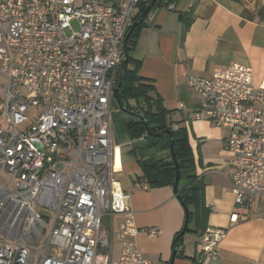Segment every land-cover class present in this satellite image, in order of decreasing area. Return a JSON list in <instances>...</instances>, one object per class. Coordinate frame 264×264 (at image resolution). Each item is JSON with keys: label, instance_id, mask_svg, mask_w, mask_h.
Segmentation results:
<instances>
[{"label": "built area", "instance_id": "2783aa9c", "mask_svg": "<svg viewBox=\"0 0 264 264\" xmlns=\"http://www.w3.org/2000/svg\"><path fill=\"white\" fill-rule=\"evenodd\" d=\"M141 2L0 0V173L15 183L13 191L0 185V264H112L105 216L121 217L114 264H157L140 248L131 194L117 178L110 118ZM188 86L194 119L228 130L235 204L249 207L264 195V85L237 62L190 75ZM144 232L153 238L159 229ZM225 235L206 228L199 264L217 257Z\"/></svg>", "mask_w": 264, "mask_h": 264}, {"label": "crops", "instance_id": "0c3cea01", "mask_svg": "<svg viewBox=\"0 0 264 264\" xmlns=\"http://www.w3.org/2000/svg\"><path fill=\"white\" fill-rule=\"evenodd\" d=\"M261 6L264 0H170L150 10L129 51L133 58L129 67L139 64L138 74L153 84L151 94L162 99L173 128H188L194 151L196 146L203 149L209 145L217 150L207 161L195 156L196 173L206 185L204 205L210 208L207 227L226 231L217 244V257L207 264H264V195L256 196L249 207L235 204L231 159L223 161L221 153V140L224 143L228 130L223 132L206 119H192L198 101L191 95L188 76H208L215 67L239 62L251 66L255 84L263 86L264 19L257 16ZM184 14L191 19L188 28ZM122 156L117 148V178L122 189L131 194L135 222L141 229L140 248L151 261L170 264L175 237L183 228L184 208L174 186H151L139 180L142 169L135 154L133 163ZM142 182L149 188H142ZM109 218L113 244L118 240L113 231L121 217ZM151 227L159 229L156 237L145 235L144 229ZM180 249L183 252L174 264H195L202 256L201 246Z\"/></svg>", "mask_w": 264, "mask_h": 264}, {"label": "trees", "instance_id": "16d2710c", "mask_svg": "<svg viewBox=\"0 0 264 264\" xmlns=\"http://www.w3.org/2000/svg\"><path fill=\"white\" fill-rule=\"evenodd\" d=\"M151 1L142 0L140 11H138L139 13L135 18V21L139 23L130 30L126 38L124 52L128 57V64L133 62L129 51L135 45L136 37L150 10L144 18L141 15ZM168 1L170 0L156 1L151 10L156 5H162ZM181 16L185 20L186 28H188L191 19L185 14ZM249 16H252V14ZM257 16L260 19H264V6H261ZM128 64L119 89V97L127 102L130 109L142 115L141 117H132L127 122V130H129L132 141L140 143L139 149L136 150L134 148L132 150L142 169V175L139 180H146L151 186L175 185L177 170L171 155L173 142L174 155H176L178 168H180L181 172L180 194L182 202L190 213L187 232L191 231V233L194 232L200 236L207 228L206 218H208L210 208L204 205L206 185L204 180L196 173V161L192 146L188 140V128L184 125L173 128L169 116H167L169 111L161 103L162 99L151 94L154 89L153 84L138 74L139 64L137 63L134 69H131ZM117 84L118 79L115 86ZM130 100H133L134 103L128 104ZM168 130H171L172 134L168 133ZM161 132H164L163 135H156ZM191 224L192 228L190 227ZM178 235L179 233L175 237L173 247H178L177 255H180V252H183L180 247L184 245V237L179 238ZM195 262V264H199L198 259Z\"/></svg>", "mask_w": 264, "mask_h": 264}, {"label": "rangeland", "instance_id": "374dc122", "mask_svg": "<svg viewBox=\"0 0 264 264\" xmlns=\"http://www.w3.org/2000/svg\"><path fill=\"white\" fill-rule=\"evenodd\" d=\"M79 23L74 20L73 21V27L74 30H79ZM2 83L6 81V78L4 76H1ZM0 83V85L2 84ZM191 90V95L193 98H197L195 92L190 88ZM130 104H133V100L129 101ZM111 109H112V114H111V120H112V133H113V143L116 148H119L120 151H122V154L125 159V162L127 163H133L134 162V153L132 150L135 148L136 150L139 149L138 146L140 143L138 142H133L129 133L128 127H127V122L132 119V117L124 112L122 108L120 107V104L118 100L114 97L112 100ZM39 109L34 108L31 110L30 116L36 117L38 116ZM195 118L192 116V119ZM220 130H223V132H226L225 129L220 127ZM225 142V141H224ZM193 149V148H192ZM195 151L193 149V154L196 156L197 159H205L207 161L208 157L212 156V153H215L214 148L209 145L208 148H203L196 146ZM212 152V153H211ZM221 153H222V160H228L232 158L231 152L227 151L224 147L223 140H221ZM2 182H7V188H9L11 191L15 190V183L14 181L7 177V175L0 173V185ZM103 226L104 228L108 231V233L111 232V223H110V218L108 216H105L103 218ZM50 224H52L51 220H49L47 226L46 233L50 229ZM192 228V224L190 225ZM184 236V245L187 248L188 251H190L192 248L195 249L197 246H200V242L197 241L198 234L194 233L191 231L185 232ZM116 239V238H115ZM11 243V242H10ZM196 246V247H195ZM121 243L118 240H115L112 244V256H111V263L114 264L119 260L120 253H121Z\"/></svg>", "mask_w": 264, "mask_h": 264}, {"label": "water", "instance_id": "95a60500", "mask_svg": "<svg viewBox=\"0 0 264 264\" xmlns=\"http://www.w3.org/2000/svg\"><path fill=\"white\" fill-rule=\"evenodd\" d=\"M156 1H163V0H152L145 8V10H143V13H142V18H144L146 16V14L149 12V10H151L152 6L155 4ZM139 22L138 21H135L134 24H132V28L131 30L136 26V24H138ZM127 64H128V57L126 56L125 60L120 64V68H119V72H118V84L115 86L114 88V97L118 100L119 104H120V107L122 108V110L124 112H126L127 114H129L131 117H141L142 115L139 114L138 112H136L135 110H132L128 107L127 102L123 101L120 97H119V89L121 87V84H122V79L123 77L125 76V70L127 68ZM126 103V104H124ZM130 104V103H128ZM164 132H161L159 134H156V135H163ZM168 133L172 134V131L171 130H168ZM175 152H174V145H173V142H172V149H171V155H172V158L175 162V168L177 170V175H176V180H175V185H174V194L176 195V198L179 200V202L182 204V207L184 208V211H185V219H184V224H183V228L181 229V232H179V235L178 237L182 238L185 236V232H187V227L189 225V220L190 219V213H189V210L188 208L186 207V205L182 202V197H181V194H180V179H181V172H180V168H178V162H177V159H176V155H174ZM178 253V247H175L174 250H173V253H172V257H171V261H170V264H174V259L176 258V255Z\"/></svg>", "mask_w": 264, "mask_h": 264}, {"label": "flooded vegetation", "instance_id": "af4514ba", "mask_svg": "<svg viewBox=\"0 0 264 264\" xmlns=\"http://www.w3.org/2000/svg\"><path fill=\"white\" fill-rule=\"evenodd\" d=\"M124 104H126V103H124ZM127 105V104H126Z\"/></svg>", "mask_w": 264, "mask_h": 264}]
</instances>
